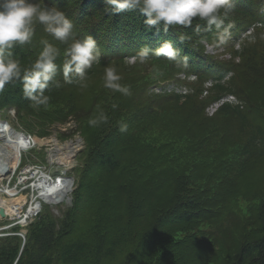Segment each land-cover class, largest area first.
<instances>
[{"label": "trees", "instance_id": "trees-1", "mask_svg": "<svg viewBox=\"0 0 264 264\" xmlns=\"http://www.w3.org/2000/svg\"><path fill=\"white\" fill-rule=\"evenodd\" d=\"M232 3L220 10L219 27L195 18L165 32L162 22L149 29L139 9L116 13L106 0H43L71 20L74 38L96 40L99 62L83 85L55 76L46 105L35 106L22 83L10 81L0 113L14 108L42 137L54 118L86 115L82 91L100 67L115 68L129 92L93 86L107 119L83 126L87 147L74 170L73 205L60 217L45 206L24 244L19 236L0 238V264H264V0ZM40 27L29 44L12 49L22 68L45 39L60 49L57 61L65 58L66 45ZM229 27L231 57L207 55L203 39ZM165 42L178 50L176 60L154 55ZM143 48L150 58L130 63ZM180 73L196 76L185 83L193 89L187 96L149 92ZM227 95L236 102L208 116L207 106ZM81 192L86 200L78 203Z\"/></svg>", "mask_w": 264, "mask_h": 264}, {"label": "clouds", "instance_id": "clouds-1", "mask_svg": "<svg viewBox=\"0 0 264 264\" xmlns=\"http://www.w3.org/2000/svg\"><path fill=\"white\" fill-rule=\"evenodd\" d=\"M106 4L116 13L139 9L146 16L144 23L149 29L162 22L165 32L169 27H190L195 18L205 21L209 28L213 25L219 27L220 10L227 12L233 8L232 0H106ZM36 24L42 25L48 35L66 45L62 73L68 83H72L71 77H75L76 82L83 85L88 70L99 62V54L92 36L74 38L71 20L57 8L46 7L43 0L38 3L33 0H0V92L10 81H20L25 98L39 106L48 103L44 93L61 67L56 62L61 51L48 40H41L42 50L30 68H22L12 51L16 45L23 46L32 41ZM177 54L178 50L170 42L154 50L156 57L163 56L168 60H176ZM149 58V50L143 48L130 63L138 61L143 64ZM120 80L115 68L105 67L104 87L127 95L129 89ZM101 119L107 118L101 116ZM97 122L96 119L89 120L91 125ZM124 130L122 127L121 131Z\"/></svg>", "mask_w": 264, "mask_h": 264}, {"label": "rangeland", "instance_id": "rangeland-1", "mask_svg": "<svg viewBox=\"0 0 264 264\" xmlns=\"http://www.w3.org/2000/svg\"><path fill=\"white\" fill-rule=\"evenodd\" d=\"M40 28L43 32H45L43 27H40ZM233 32H234V30L230 27L229 28H221L219 31L216 32L215 36H213L207 40L203 39V42L206 45L205 53L207 55L213 56L215 58H217L218 54H224L220 57L221 58H229V51H230V48L232 46V40H230V38L232 37L231 34ZM262 37H264V34L262 35ZM223 56H225V57H223ZM64 59L65 58H63L60 61H57L58 66H61V67L58 70V73L56 76H59L60 74L63 75L62 64L64 62ZM131 60H132V58L129 59V61H131ZM99 70H100V74L95 79H93L91 81V88L87 87L82 91V96H83L82 106L85 108L86 115L83 114L84 113L83 110H80L79 115H77V114L70 115L67 120H61L60 118H54L53 121L51 122V124L49 125L48 129H47V131H48L47 135H49V136H43V137H45V139L43 140L44 144L39 145L37 150L36 149L32 150V152H33L32 157L37 162H40L41 159H45V155L46 156L48 155L47 159L49 158L50 161H51V159L53 160L51 162L52 163L54 162V163L51 164V166L47 165L48 168L51 167L52 172L58 173V170L62 165H63L62 167H64V168L73 166L76 163L81 165L80 156L82 155L81 154L82 151L87 147V142H86V137H85L83 126L87 122V124L90 126V129H95L98 126V122L95 125H91L89 123V120L90 119H96L98 121L101 118V116L103 115V113H105V102L100 103V104L95 102L96 96L94 95V92H96V91L92 89L93 86L96 89H102L104 87L103 86L104 85V82H103L104 74L102 73L104 69L100 67ZM59 81H61V80H59ZM61 82L65 83L66 82L65 78H63ZM208 95L209 94L204 93V94H202V97H205ZM96 101H99V100H96ZM97 105H99V106H97ZM88 110H90L89 113L87 112ZM206 112L209 116L212 113L210 108H206ZM0 116L2 117V120L3 119L8 120L10 122V124L16 130H27L23 125L25 122L23 121V119H19L14 108L3 111L0 114ZM0 122H2L3 125H5V132L3 135L6 136L8 129H11L10 125L8 123H6L5 121H0ZM129 128H131V127L129 126ZM27 131H29V130H27ZM29 132H33L34 134L39 136L36 130L35 131H29ZM72 140H74V142H76L78 144L79 149L77 150V145H76V151L73 153V155H70V157H71L70 163L63 162L64 163L63 164L51 156L52 154L58 153L53 148H56L57 146H62L64 144L68 143L67 141L72 142ZM56 144H58V145H56ZM9 147L14 151V153H17V152L19 153L20 151L26 149V147L20 148L17 143H12L9 145ZM38 150H40V151H38ZM35 154L38 155L40 158H36ZM24 160L25 161L27 160L26 156L24 157ZM13 165H15V163ZM60 171H64V169H60L59 173H60ZM45 177H48V176L44 175V179L42 181L43 183L53 184L50 178H47V180H46ZM26 184L28 187L31 188L30 182H26ZM23 192L18 193L16 195V197L15 196L14 197L18 198V196L21 194H23V196H27V197L32 195V194H30V189H25ZM43 193L45 196L43 195ZM61 193H62L61 188H53L52 187V188H41V191L38 195L40 204H51V206H49V209L53 212L54 216H59V217L73 205V199L71 201L70 196H69V198H67L69 193L67 192L64 194V197L58 198V195H60ZM34 194L37 195L38 193L35 192ZM41 195H43V196H41ZM40 196L42 197L43 200H41ZM4 197H6V196H4ZM35 200L38 201V199H35ZM85 200H86V196L83 192H81L79 197L77 198V201L79 203V202H83ZM38 203L39 202H37V207H38ZM5 207H8V206H5ZM37 211L38 210L36 209L34 212H37ZM9 213L12 215L13 214L14 215L19 214L16 212H9Z\"/></svg>", "mask_w": 264, "mask_h": 264}, {"label": "bare ground", "instance_id": "bare-ground-1", "mask_svg": "<svg viewBox=\"0 0 264 264\" xmlns=\"http://www.w3.org/2000/svg\"><path fill=\"white\" fill-rule=\"evenodd\" d=\"M4 132H5V125H3L2 122H0V139H1L0 144H3L7 140L6 136L3 135ZM17 144H18V146L20 148H23V147L27 146V143L23 142V141H20ZM9 145H10V143H8V146ZM56 145H58V144H56ZM53 149H55L58 152L56 154H52L51 155L54 159H57L61 163H63V162L70 163L71 162L70 155H73V153L76 151V145L74 143H72V142H68V143H66V144H64L62 146H57L56 148H53ZM7 171H8L7 168H5L2 171H0V181L3 178L2 174H4ZM45 178L47 180V178H49V177H45ZM51 181H52V179H51ZM52 183L53 184L40 182L39 187H42V188H52V187L53 188H61V192L62 193L60 195H58V198H61V197H64L65 193H67V192L69 193L71 191L72 185H73V180L71 178H69L68 176L63 175V176H61V180H59V182H53L52 181ZM34 189H36V188H34ZM43 195H44V193H43ZM43 195H41V196H43ZM19 199H20V197L15 198L14 196H11V197L4 198V197L0 196V205L8 206V208H7L8 212L19 213L21 211V206L20 205H16L18 203ZM41 200H43L42 197H41ZM35 201H36L35 206H31V208L27 211V213H32V212H34L37 209V202L38 201L37 200H35Z\"/></svg>", "mask_w": 264, "mask_h": 264}, {"label": "built area", "instance_id": "built-area-1", "mask_svg": "<svg viewBox=\"0 0 264 264\" xmlns=\"http://www.w3.org/2000/svg\"><path fill=\"white\" fill-rule=\"evenodd\" d=\"M24 137H25L27 145H29V146H31V145L33 146L34 145V144H32L33 139H32V137L30 135L28 137L27 136H24ZM72 143L77 145V148H78V144L76 142H72ZM23 171L26 172L25 170H23ZM22 177H24V175H21L19 183L23 182ZM8 187H9V191H8L9 195H16V194H18L20 192H23L26 189V188H18V185L14 186L13 188H10V186H8ZM32 191H35L34 188H32ZM32 195L33 196L30 199L29 209L31 208V206H35V203H36L35 199H37V195H34V192H32ZM37 208L39 209V203H38V207ZM5 228H7V227H1L0 229H5ZM3 234L4 233H0V235H3Z\"/></svg>", "mask_w": 264, "mask_h": 264}, {"label": "water", "instance_id": "water-1", "mask_svg": "<svg viewBox=\"0 0 264 264\" xmlns=\"http://www.w3.org/2000/svg\"><path fill=\"white\" fill-rule=\"evenodd\" d=\"M0 214L4 217L5 216V212L3 210H0Z\"/></svg>", "mask_w": 264, "mask_h": 264}]
</instances>
